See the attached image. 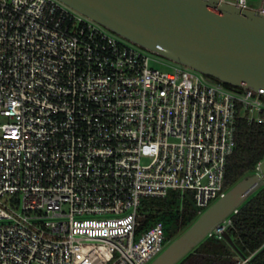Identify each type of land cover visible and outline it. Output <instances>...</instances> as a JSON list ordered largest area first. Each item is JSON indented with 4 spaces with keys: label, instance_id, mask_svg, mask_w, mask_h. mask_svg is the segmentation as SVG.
<instances>
[{
    "label": "built area",
    "instance_id": "1",
    "mask_svg": "<svg viewBox=\"0 0 264 264\" xmlns=\"http://www.w3.org/2000/svg\"><path fill=\"white\" fill-rule=\"evenodd\" d=\"M218 1L264 14V0ZM242 117L264 126L252 88L162 57L60 0H0V264H151L165 225L139 230L143 200L173 190L201 215L223 197ZM231 215L209 235L224 238Z\"/></svg>",
    "mask_w": 264,
    "mask_h": 264
},
{
    "label": "water",
    "instance_id": "2",
    "mask_svg": "<svg viewBox=\"0 0 264 264\" xmlns=\"http://www.w3.org/2000/svg\"><path fill=\"white\" fill-rule=\"evenodd\" d=\"M123 38L207 77L264 96V14L218 0H60ZM264 184L244 177L151 264H176ZM223 237L234 248L228 231Z\"/></svg>",
    "mask_w": 264,
    "mask_h": 264
},
{
    "label": "trees",
    "instance_id": "3",
    "mask_svg": "<svg viewBox=\"0 0 264 264\" xmlns=\"http://www.w3.org/2000/svg\"><path fill=\"white\" fill-rule=\"evenodd\" d=\"M236 147L229 156L224 190H229L244 177L253 175L256 164L264 156V126L249 124L242 117L236 126ZM171 196L149 197L142 202L139 230L165 221L166 241L169 236L186 231L200 216L191 200L177 204ZM177 204V205H176ZM140 207V208H141ZM232 225L226 231L236 248L224 238L208 235L176 264H237L241 257L251 256L250 264H264V184L231 215Z\"/></svg>",
    "mask_w": 264,
    "mask_h": 264
},
{
    "label": "rangeland",
    "instance_id": "4",
    "mask_svg": "<svg viewBox=\"0 0 264 264\" xmlns=\"http://www.w3.org/2000/svg\"><path fill=\"white\" fill-rule=\"evenodd\" d=\"M247 1H248V4H249L252 8H254V9H258V8L261 6V4H262V0H247ZM152 65H153L154 67H156V68L161 69L162 71H165V70H173V68H172L171 66H169V64H167V63H164V64L154 63V64H152ZM263 168H264V164H263ZM168 195L171 196L170 199L173 198V199L175 200V202H177V204H179V203L182 202L180 196H179L178 194H176L175 191H173V190H169ZM189 198H190V197H189V195H188L187 200H188ZM214 202H215V201H214ZM177 204H176V205H177ZM139 213H143L142 207L139 209ZM143 214H144V213H143ZM141 215H142V214H141ZM161 221H163V222H164V225H165V221H164V220H161ZM183 233H184L183 231H179V234H177V235H175V236H173V237L169 236L168 239H167V241H166V243H165V246H164L165 249L169 246V244H170L173 240H175L176 238H178L179 236H181Z\"/></svg>",
    "mask_w": 264,
    "mask_h": 264
}]
</instances>
